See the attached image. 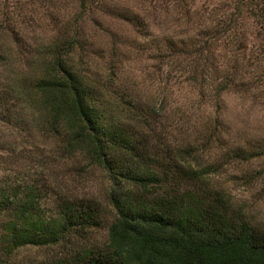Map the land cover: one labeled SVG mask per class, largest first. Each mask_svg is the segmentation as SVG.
<instances>
[{
    "label": "trees",
    "instance_id": "obj_1",
    "mask_svg": "<svg viewBox=\"0 0 264 264\" xmlns=\"http://www.w3.org/2000/svg\"><path fill=\"white\" fill-rule=\"evenodd\" d=\"M77 1L79 14L100 7L130 24L161 60L184 56V79L200 84L214 112L222 94L249 92L250 70L238 65L237 57L236 64L219 66L215 54L218 47L246 48L242 27L248 18L264 34V0H234L232 7L223 3L208 16L188 0H170L178 20L194 31L148 40L151 33L140 12L107 5V0ZM74 38L50 46L43 56L45 70L30 81L22 79L17 90L35 115L32 123L57 141L49 158L96 167L110 187L104 201H98L60 194L25 180L27 175L1 178L0 264H264V227L213 188L208 176L216 167L195 166L226 144L219 121L207 117L192 141H169L171 131L156 117L154 104L127 91L125 97L108 95L100 81L68 63ZM248 144L226 146L223 158L250 161L263 155L264 144ZM51 194L55 197L45 206ZM106 216L112 221L105 241L92 242V231L105 224ZM27 248L48 249L49 257L16 262V254Z\"/></svg>",
    "mask_w": 264,
    "mask_h": 264
},
{
    "label": "rangeland",
    "instance_id": "obj_2",
    "mask_svg": "<svg viewBox=\"0 0 264 264\" xmlns=\"http://www.w3.org/2000/svg\"><path fill=\"white\" fill-rule=\"evenodd\" d=\"M188 2L204 16L219 9L220 4L234 5V0ZM106 3L143 14L151 33L147 40L152 36L184 37L194 31V26L178 20V12L168 6L170 0ZM78 11L77 0H0V97H7L0 99V179L27 175L25 180L47 185L60 194L104 201L110 187L106 174L96 167L85 168L80 160L49 158L52 149H58L57 141L32 123L35 115H30L17 90L22 79L30 81L45 70L43 56L50 46L60 45L62 40L67 44L75 37L68 63L88 78L100 81L108 95L125 97L127 91L145 104H154L158 108L156 117L171 131L169 141H192L207 117L219 121V134L226 144L195 166L216 167L208 176L213 188L226 194L249 221L264 227V152L250 161H228L222 155L226 146L264 144V34L260 24L252 18L245 22L244 50H216L219 66L236 64L233 60L237 57V64L250 70V82L246 95L230 91L222 94L219 109L214 112L216 107L202 98L200 84L193 86L184 79L185 70L180 67L184 56H177L174 62L161 60L130 24L109 15L106 9L94 8L83 14ZM54 197L51 194L44 205L50 206ZM111 221V216H106L105 224L92 231V242L105 241ZM47 252L21 249L14 259L45 260Z\"/></svg>",
    "mask_w": 264,
    "mask_h": 264
}]
</instances>
